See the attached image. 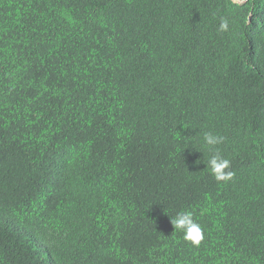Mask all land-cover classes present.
Instances as JSON below:
<instances>
[{"label":"trees","instance_id":"16d2710c","mask_svg":"<svg viewBox=\"0 0 264 264\" xmlns=\"http://www.w3.org/2000/svg\"><path fill=\"white\" fill-rule=\"evenodd\" d=\"M0 264H264V0H0Z\"/></svg>","mask_w":264,"mask_h":264},{"label":"clouds","instance_id":"9594fccd","mask_svg":"<svg viewBox=\"0 0 264 264\" xmlns=\"http://www.w3.org/2000/svg\"><path fill=\"white\" fill-rule=\"evenodd\" d=\"M228 28V20L221 18L219 30L227 31ZM223 141L224 137L215 135L212 132L203 134L204 146L211 153L206 162V168L217 181L226 182L233 178L234 172L230 170V160L219 154L218 145L222 144ZM171 224L176 231L182 232L184 240L190 242L193 246H199L204 239L203 228L194 220L190 212L177 213L174 217H171Z\"/></svg>","mask_w":264,"mask_h":264}]
</instances>
